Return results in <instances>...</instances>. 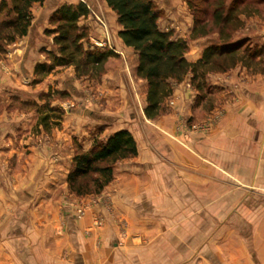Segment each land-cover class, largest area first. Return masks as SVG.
I'll return each instance as SVG.
<instances>
[{"label":"crops","instance_id":"1","mask_svg":"<svg viewBox=\"0 0 264 264\" xmlns=\"http://www.w3.org/2000/svg\"><path fill=\"white\" fill-rule=\"evenodd\" d=\"M47 1L54 6L64 2L84 3L90 12H96L106 22L114 40V52L137 56L118 37L117 16L104 0L98 1L99 6L94 5V0H45L32 7L33 21L27 36L23 37L28 38V48L19 64L21 74L29 72L26 58L37 26L45 21L48 23L52 15L47 12L37 19L33 8L45 6ZM152 1L162 12L158 21L160 30L171 31L174 39L186 40V60L190 63L198 61L216 36L190 39L193 22L186 0ZM95 33L97 40L104 39L101 29H95ZM258 57L248 65L238 64L225 72L208 73L202 91H196L192 86L191 74L183 82L173 83L172 95L164 101L162 113L153 122L144 115L146 99L138 112L131 113L126 103L121 106L119 114L129 112L131 120H145L132 127L120 126L111 132L128 130L136 141L137 155L115 164L113 180L99 197L82 200L87 207L83 219L74 218L70 211L63 212L58 203L51 209L48 204H40L38 209L45 214L37 219L29 203L34 194L22 187L11 190L15 196L28 198L12 200L13 212L24 208L28 216L21 223L16 218L12 220L17 231L22 232L10 235L22 244V258H39L36 253L45 248V258L52 259L45 264H120L118 253L108 249L106 242L110 234L116 235L117 224L122 223L128 233L150 230L158 235L165 231L167 238L174 236L175 226H181L183 235H187L185 242L191 243V235H194L206 247L213 244L212 253L208 255L213 254L219 264H264V64L260 66ZM134 63L132 67L136 68L137 60ZM125 68L115 72L108 70L109 75H105L108 89L125 95V86H130L136 93L134 76L130 72L126 74ZM144 88L146 98V81ZM215 112L220 115L214 117ZM185 121L190 125L200 122L199 127L190 130ZM63 126L58 133L57 166L51 169L53 177L61 178L59 189L62 190L71 163L70 137L74 135L73 131H78L68 124ZM80 141L84 150L92 143L88 138ZM41 189L38 194L47 191L44 186ZM97 219L103 224L101 230L92 229ZM38 224L42 225L38 233L43 234L37 237L36 232L29 230V225L32 228ZM53 229L60 231V237L51 236ZM86 230L90 233L85 239ZM44 232L51 234L48 236ZM114 239L110 243L116 247ZM55 240L61 243V254L48 257L49 250L41 243ZM97 241L100 250L93 248L92 244ZM131 254L126 255L127 264H142L141 252L132 263L127 261L132 258ZM11 255H14L13 251H10V258Z\"/></svg>","mask_w":264,"mask_h":264},{"label":"rangeland","instance_id":"2","mask_svg":"<svg viewBox=\"0 0 264 264\" xmlns=\"http://www.w3.org/2000/svg\"><path fill=\"white\" fill-rule=\"evenodd\" d=\"M98 1L94 0V5L99 6ZM249 1L250 5L247 8L240 7L239 9V14H237L239 22L234 21L231 26H228L227 30L231 31V40L247 39V41L244 39L245 41L242 42V48L248 47L251 51L260 52L258 58L260 66H262L264 64V0ZM231 2L232 0H226V6L230 5ZM58 4L59 7L47 1L45 6L33 8V13L38 19L47 12H50V15L55 13L67 3ZM55 7H58L57 10L54 9ZM189 14L193 22V16L190 11ZM36 18L34 21H36ZM210 25L211 23H209ZM79 26L86 29L90 44L114 51V40H112L110 30L106 26L104 19L96 12L92 13L91 11L87 19H81ZM43 27L49 28L50 25L45 21L43 25L39 24L37 26L31 48L28 49L29 53L25 64L29 71L28 74H21L19 70L24 51L28 48V38H18L14 43L4 45L2 47L3 51H0V264H40V262L45 264L49 261V259L45 258V248L41 252L36 253L37 256H41L39 258H32V260L22 258V244L18 242L19 240L10 237L12 234H22L20 229L17 231L18 229L13 225L12 220L16 218V221L20 220L19 223H21L22 219L28 218L24 208L15 212L12 210V200L14 198H28L24 195L15 196L11 190L22 187L27 188L29 192L34 194L29 203L31 211L36 214L37 219L45 214L44 211H39L40 204H48V208L51 209V207L55 208L57 203L58 208L63 212H67L70 208L83 210L82 215L71 212L74 218L83 219L86 215L87 207L82 200L97 198L102 192L78 197L68 190L67 176L72 169L73 157L78 152L79 147L85 151L80 140L82 138H88L91 142L96 138L105 140L108 133L113 132L114 129L120 126L132 127L134 123L138 125L143 121L145 122V120H131L129 112L123 113V115L119 114L122 109L121 106L125 103L130 106L131 111H129L131 113L141 111L144 105L145 81L136 76L135 67H132L135 64V60H137V56L133 57V55L124 53L120 55L119 53L117 57L110 58L105 65V73L99 80L86 77L76 78L73 67H56L41 82L34 83L35 66L46 61V54L43 50H54L53 38L44 33L47 28L43 30ZM95 29H101L104 32L105 37L103 40H97ZM212 36L219 37L217 29L213 28L207 35V37ZM119 68H125L127 70L124 71L125 73L130 72L134 76L135 86L137 85L136 93L130 89V86H125V95L120 94L118 90L108 89L105 75L108 74V70L115 72ZM259 68L261 69V67ZM46 104L61 115L60 124L55 126L52 124V119L48 129L38 125L39 115H44L48 111V109L41 110ZM215 113L213 114L214 117L220 115V112ZM106 118L110 119L107 120ZM156 119L158 117L153 120H147L153 122ZM195 123L190 125V122L185 121V125L190 130H197L200 122ZM67 124L79 132L73 131L74 135L72 134L70 137L69 156L71 163L68 166V174L65 178V188L62 190L59 189L62 186L61 178L53 177L51 169L54 170L55 166H57L56 162H58V153L60 151L57 144L58 133L63 130V125ZM81 132L87 134L83 135ZM42 186L46 187L47 191H43L44 194H38L39 190H42ZM16 221H14L15 224ZM95 222L92 224V229L101 230L103 224L98 219ZM121 224H117L116 235L110 234L108 242H106L108 249L118 253L119 259L117 260L120 264H127L126 255L129 252L132 253L130 255L132 258L127 259V261L131 260V263L135 261L134 257L139 252H141L142 264H152V262L153 264L220 263L219 260H215L213 254L208 255L212 253L211 247L213 244H209L206 247L205 244H200L194 235H191V243L185 242L187 235H183L181 226H175L174 236L169 235L168 239L165 231H162V233L160 231L158 235L150 233V230L145 233L132 230V232L128 233L126 226ZM29 227V230L36 232L37 237L43 234V232L38 233V229L42 227L41 224L32 228L29 225ZM54 230L52 234L47 233L49 234L48 236L51 234V236L53 235L56 238L60 237V231ZM88 232L90 233L88 230L84 232L85 239ZM113 239L116 247L110 243ZM55 241L41 243L43 247L46 246L49 250L50 255L46 254L48 257L53 256V254H56L55 256L61 254V243L58 240ZM92 245L95 250H100L101 248L98 241ZM188 247L190 250H188ZM10 251L14 252V255H11L12 258H10Z\"/></svg>","mask_w":264,"mask_h":264},{"label":"trees","instance_id":"3","mask_svg":"<svg viewBox=\"0 0 264 264\" xmlns=\"http://www.w3.org/2000/svg\"><path fill=\"white\" fill-rule=\"evenodd\" d=\"M116 14L120 27L118 37L137 55L136 76L146 81V104L144 114L148 120L160 116L163 103L173 92V83L179 84L191 74V84L202 91L204 79L211 72H225L238 64L248 65L259 51L243 47L247 39L231 40V26L239 22L240 7L247 8L249 0H186L193 16L190 39L207 36L213 28L219 37L204 49L195 63L186 60L187 41L174 39L171 31H162L158 21L162 16L152 0H104ZM45 0H0V51L4 45L27 36L33 21L32 7ZM211 14L209 15V13ZM242 13V12H240ZM90 14L88 7L79 2L65 4L53 13L44 33L52 36L54 50H43L46 61L34 68V83L41 82L56 67H73L76 78L99 80L105 73V65L117 54L108 49L90 44L85 28L79 21ZM209 23L211 25L209 26ZM245 39V40H244ZM48 109L40 114L38 125L45 129L58 126L61 115L47 104ZM72 160V169L67 176L68 190L78 197L99 194L113 180L116 163L134 158L137 145L132 134L118 130L105 140L94 139L88 150H77Z\"/></svg>","mask_w":264,"mask_h":264},{"label":"built area","instance_id":"4","mask_svg":"<svg viewBox=\"0 0 264 264\" xmlns=\"http://www.w3.org/2000/svg\"><path fill=\"white\" fill-rule=\"evenodd\" d=\"M68 211L73 212L74 214H77V215L83 214V210L81 209L73 210L72 208H70Z\"/></svg>","mask_w":264,"mask_h":264}]
</instances>
